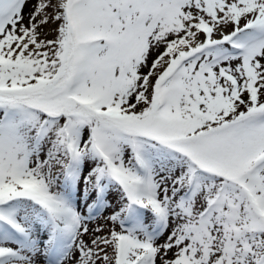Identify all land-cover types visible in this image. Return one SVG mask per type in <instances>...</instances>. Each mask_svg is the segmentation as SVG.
Masks as SVG:
<instances>
[{
    "label": "snow or ice",
    "instance_id": "snow-or-ice-1",
    "mask_svg": "<svg viewBox=\"0 0 264 264\" xmlns=\"http://www.w3.org/2000/svg\"><path fill=\"white\" fill-rule=\"evenodd\" d=\"M0 264H264V0H0Z\"/></svg>",
    "mask_w": 264,
    "mask_h": 264
}]
</instances>
